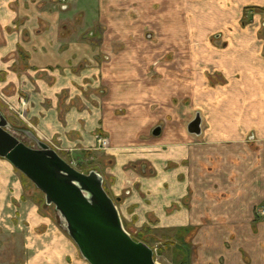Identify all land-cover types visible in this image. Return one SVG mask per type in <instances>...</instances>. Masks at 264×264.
Masks as SVG:
<instances>
[{
  "label": "crops",
  "instance_id": "obj_1",
  "mask_svg": "<svg viewBox=\"0 0 264 264\" xmlns=\"http://www.w3.org/2000/svg\"><path fill=\"white\" fill-rule=\"evenodd\" d=\"M19 86L46 112L47 142L107 138L119 187L140 165L138 192L170 203L192 264H264V0H0V93L15 101ZM23 195L0 157L4 249L90 264Z\"/></svg>",
  "mask_w": 264,
  "mask_h": 264
},
{
  "label": "water",
  "instance_id": "obj_2",
  "mask_svg": "<svg viewBox=\"0 0 264 264\" xmlns=\"http://www.w3.org/2000/svg\"><path fill=\"white\" fill-rule=\"evenodd\" d=\"M11 124L0 111V157L41 190L48 205H54L63 226L90 264H157L154 251L136 241L124 228L115 200L96 170H77L55 149L40 141L28 129L38 147L29 146L9 130ZM194 135L202 133L198 113L188 124ZM161 127L153 134L159 135Z\"/></svg>",
  "mask_w": 264,
  "mask_h": 264
},
{
  "label": "rangeland",
  "instance_id": "obj_3",
  "mask_svg": "<svg viewBox=\"0 0 264 264\" xmlns=\"http://www.w3.org/2000/svg\"><path fill=\"white\" fill-rule=\"evenodd\" d=\"M23 61L25 60L23 59ZM22 66H24V62ZM14 97L15 101H11L10 99L13 97H6L0 93V111L11 124L8 127L9 130L29 146L38 147V144L28 136V133H25L24 130L27 128L46 143L48 139L46 132L50 128L45 126V123H50L45 121L46 112L32 103L33 96L28 91H23L22 86L18 87ZM101 136L97 135L96 138ZM47 144L77 170L89 173L91 170L97 169L99 172H103L105 175L104 187L116 202L124 228L136 241H142L153 249L157 264H192L194 257L188 255L191 245L186 239V233L177 235L176 231L171 228L170 203H156V199H149L148 196L144 197L141 192H138L137 177L134 175L137 171L133 170L140 169L138 163L132 162L126 165V169H129L126 170L128 176L125 179V185L119 187L117 176L115 174L110 176L105 169L107 166H114V163L109 162V158L104 154L105 148L98 144V140L95 147L91 145L81 147L88 149L75 148L73 144L65 145L53 141L47 142ZM17 171L23 181L24 198L37 205L42 213L53 218L55 223L61 227L63 219L55 206L48 205L44 193L23 173ZM114 190H119V192L116 194ZM0 249L2 250L0 264H22L23 256L19 255L16 260L11 255V251H6L1 243Z\"/></svg>",
  "mask_w": 264,
  "mask_h": 264
},
{
  "label": "built area",
  "instance_id": "obj_4",
  "mask_svg": "<svg viewBox=\"0 0 264 264\" xmlns=\"http://www.w3.org/2000/svg\"><path fill=\"white\" fill-rule=\"evenodd\" d=\"M98 144L101 146V147H104L106 148L108 145H109V140L103 136L101 137H98ZM259 214L264 217V207L260 210Z\"/></svg>",
  "mask_w": 264,
  "mask_h": 264
}]
</instances>
